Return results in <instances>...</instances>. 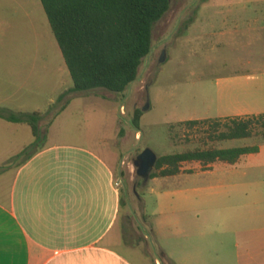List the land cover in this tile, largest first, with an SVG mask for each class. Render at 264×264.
Returning <instances> with one entry per match:
<instances>
[{"label": "rangeland", "instance_id": "obj_1", "mask_svg": "<svg viewBox=\"0 0 264 264\" xmlns=\"http://www.w3.org/2000/svg\"><path fill=\"white\" fill-rule=\"evenodd\" d=\"M231 3H245V0H170L169 10L152 28L151 51L143 59L137 79L123 93L101 88L73 90L43 10L34 13L35 21H25V30H20L16 38H1L0 108L16 113L41 112L39 126L43 135L35 141L27 125L0 120V198L3 190L9 188L15 169L23 162L20 153L26 147L42 148L52 143L90 147L113 160L115 177L120 178L123 238L139 245V252L143 247L153 264H175L162 260L160 247L176 253L177 244L184 241L179 230L164 225L179 215L155 214L159 206L157 192L185 185L214 196L230 192L234 184L245 183V175L264 172L260 168L264 154L243 156L233 166L217 163L208 172L146 182L136 174L134 166L137 156L145 149L158 157L204 147L205 141L207 146L216 148L254 146L262 142L259 137L208 141L204 139L206 127L182 123L236 112V103L230 96L242 93L231 78L245 75L249 69L245 66L244 17L238 21L237 33L229 34L230 26L210 12L211 8ZM249 35L264 36V29L259 32L256 28ZM261 67L260 71L264 72V66ZM114 97L117 100H110ZM136 108L143 111L139 132L131 127ZM116 121L117 128L123 130L121 136L117 135ZM182 167V173L202 170L197 162H187ZM182 200L178 195L168 196L164 205H178ZM204 219L201 214L199 220ZM216 227L215 231H201L203 243L216 240L217 257L206 255L203 261L177 264H244L237 258L242 254L243 238L245 249L249 243L248 249L254 250L256 243L264 240V233L251 231L257 227L256 221L242 215L221 216ZM245 264H264V261L245 260Z\"/></svg>", "mask_w": 264, "mask_h": 264}, {"label": "crops", "instance_id": "obj_2", "mask_svg": "<svg viewBox=\"0 0 264 264\" xmlns=\"http://www.w3.org/2000/svg\"><path fill=\"white\" fill-rule=\"evenodd\" d=\"M42 10L40 0H0V40L16 38L20 30H25V21H35L34 13ZM210 12L230 26L229 34L237 33L238 21L244 17L245 66L249 67L245 75L231 78L242 93L230 96L236 103V112L214 118L264 114V72L260 71L264 66V36L249 35L256 28L259 32L264 29V0L226 4L211 8ZM58 57L56 54L57 63ZM198 119L206 118L191 120ZM117 122L115 128L120 135ZM258 148L257 153L246 155L262 156L264 143H259ZM217 163L222 162L206 167L199 163L202 170L157 178L208 172ZM260 166L264 170V160ZM115 175L113 160L77 144L52 143L23 161L0 198V264H153L143 247L139 252V245L128 243L122 236L121 192L115 186L120 178ZM202 193L197 187L185 185L157 192L159 206L155 214L177 213V219H169L164 225L176 228L184 236L176 253L160 247L163 261L196 263L206 260V255L217 257L216 240L203 243L201 230L215 231L221 216L242 215L255 220L257 227L251 231L264 233V172L245 175V183L234 184L230 192L214 196ZM176 195L183 197L181 204L164 205V198ZM201 214L203 221L199 220ZM246 246L245 249L243 238L238 260L244 264L245 260L264 261V240L256 243V250L248 249L249 243Z\"/></svg>", "mask_w": 264, "mask_h": 264}, {"label": "trees", "instance_id": "obj_3", "mask_svg": "<svg viewBox=\"0 0 264 264\" xmlns=\"http://www.w3.org/2000/svg\"><path fill=\"white\" fill-rule=\"evenodd\" d=\"M51 32L72 80L73 90L105 89L123 93L137 79L139 67L152 47V28L170 8V0H40ZM141 109L133 111L131 127L140 131ZM42 114L0 108V119L25 124L35 141L42 137ZM206 127L208 141L259 137L264 143V114L183 121ZM123 130H120V136ZM204 142V141H203ZM157 157L149 179L182 172V164L202 167L222 162L234 165L241 156L257 153L258 145L216 148L206 145ZM40 148L28 146L23 161Z\"/></svg>", "mask_w": 264, "mask_h": 264}, {"label": "water", "instance_id": "obj_4", "mask_svg": "<svg viewBox=\"0 0 264 264\" xmlns=\"http://www.w3.org/2000/svg\"><path fill=\"white\" fill-rule=\"evenodd\" d=\"M145 109L146 108H143V110ZM156 160H157L156 154L150 149L143 150L137 156V159L134 162V166L136 168V174L142 177L144 182H146L149 179L150 172L153 170Z\"/></svg>", "mask_w": 264, "mask_h": 264}, {"label": "built area", "instance_id": "obj_5", "mask_svg": "<svg viewBox=\"0 0 264 264\" xmlns=\"http://www.w3.org/2000/svg\"><path fill=\"white\" fill-rule=\"evenodd\" d=\"M119 183L118 181L115 182V186L118 187L119 186Z\"/></svg>", "mask_w": 264, "mask_h": 264}]
</instances>
